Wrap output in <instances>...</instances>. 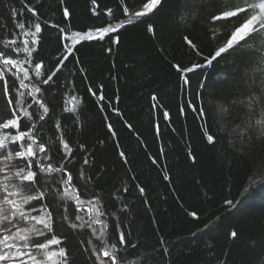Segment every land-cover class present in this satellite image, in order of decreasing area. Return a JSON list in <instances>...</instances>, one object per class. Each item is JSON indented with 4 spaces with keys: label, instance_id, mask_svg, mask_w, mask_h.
<instances>
[{
    "label": "trees",
    "instance_id": "trees-1",
    "mask_svg": "<svg viewBox=\"0 0 264 264\" xmlns=\"http://www.w3.org/2000/svg\"><path fill=\"white\" fill-rule=\"evenodd\" d=\"M119 2L97 0L98 17L92 14V0H63V4L61 0H0V47L19 34L11 18L12 8L22 12L16 19L30 18L24 8L27 4L49 23H58L66 31L70 23L72 31H83L103 25L108 8L113 10L114 20H126L120 14ZM202 4L203 0H166L157 16L122 29L119 44L106 38L77 45L79 61L71 57L64 61L53 82L42 86V98L50 112L43 121H37V128L42 142L48 143L58 139L55 125L60 123L65 139L76 149L75 161L66 165L73 172L74 183L83 156L89 157L91 167L83 166L86 175L93 178L89 187L106 201L120 196L114 206L105 208L115 213L105 217L110 230L119 217L121 227L131 229L130 238L143 242L140 257L147 253L149 264H264V180L260 179L264 175V143L254 142L251 148L237 151L240 141L229 133L233 121L245 110L237 103L231 106V118L226 120L219 114L221 103L239 102L246 98L249 88L261 86L255 66L259 57L250 58L252 67L243 78L237 69L246 61L239 56L207 65L204 58L224 41L227 28L221 22H210L212 9ZM64 6L72 13L70 22L62 16ZM148 24L156 28V36L147 32ZM185 36L197 45L196 50L190 49ZM262 44L264 41L253 42L257 48ZM109 47L111 52L106 51ZM60 51L62 45L55 30L46 28L34 56L52 68ZM173 64L202 67L187 73L189 82L184 84ZM101 85L103 101L99 100ZM69 93L82 101L75 122L72 114L63 111ZM28 100L31 102V97ZM201 103L203 119L198 115ZM4 106L5 98L0 94V114H6ZM33 109L36 105L29 111ZM40 114L39 110L35 112L36 117ZM205 129L216 136L214 145L204 138ZM78 144L85 146L83 152ZM189 149L197 157L195 164L188 157ZM119 151L125 153L126 164ZM50 154L53 162L61 158L54 144ZM165 176L170 179L165 180ZM251 179L257 183L249 186ZM124 187L127 193L119 191ZM139 187L145 189L143 195ZM91 195L87 192L82 198ZM226 200L233 205L228 206ZM125 205L126 211H121ZM193 211L197 218L188 214ZM76 214L75 206L69 203L70 220L74 221ZM78 214L88 219L85 212ZM233 228L240 234L236 241L229 237ZM58 232L67 237L65 244L74 264H90L89 254L83 249L91 245L82 243L91 238L89 230L78 232L65 224ZM153 248L157 250L154 255Z\"/></svg>",
    "mask_w": 264,
    "mask_h": 264
},
{
    "label": "snow or ice",
    "instance_id": "snow-or-ice-1",
    "mask_svg": "<svg viewBox=\"0 0 264 264\" xmlns=\"http://www.w3.org/2000/svg\"><path fill=\"white\" fill-rule=\"evenodd\" d=\"M165 3L166 0H120V14L126 17V20H114L113 10L108 8V19L103 25L83 31H72L70 23L67 31L58 23H49L42 18L41 13L27 4L24 8L31 14L27 20L16 19L22 15L21 10H10L11 18L15 21L14 28L19 30V34L7 39L3 47H0V94L5 98L6 111V114H0V264H74L65 244L67 237L58 232V228L65 224L78 232L89 230L91 238L82 243L91 245L90 248L83 249L89 254L90 264H149L151 258L147 253L140 257V250L144 248L143 242L130 238L131 229L126 231L122 228L119 217H116L110 230V225L105 219L106 216H115V213L105 211L106 205L114 206L120 196L106 201L102 195L89 187L93 178L86 175L83 167H91L87 155L82 158V165L78 167L74 183L73 172L66 165L75 161L76 149L65 139L60 123L55 125V129L59 131L58 139L48 143L42 142L37 121H43L50 112L48 104L42 98V86L53 82V78L64 66V61L70 57L79 61V56L76 55L79 51L77 45L84 42L99 43L106 38L111 43L119 44V33L122 29L157 16ZM92 4V14L99 17L101 13L97 11V0H92ZM202 6L212 9L210 22H221L222 26L227 28L224 41L217 44L204 58L207 65H212L218 59L227 60L229 57L239 56L246 61L244 67L237 69L243 78L246 71L252 67L248 62L250 58L259 57L255 66L259 69L258 77L262 78L261 86L249 88L246 98L239 102L233 100L219 105V114L226 120L231 118L233 104L239 103L245 110L243 116L233 121L234 127L229 133L240 141L241 147L236 150L243 151L246 147L251 148L254 142L264 143V44L259 48L253 45L254 41H264V0H203ZM71 15L69 8L64 6V20L70 22ZM229 25L230 27H227ZM48 27L55 30V36L62 45V51L59 52L52 68H47L42 58L36 59L34 56V53L38 54L37 46L40 45ZM147 32L152 36L157 35V30L152 24L147 25ZM215 35L213 29V38ZM184 41L190 49H197V45L188 36L184 37ZM106 51L111 52L112 48L109 47ZM172 67L183 83L187 84L189 81L186 74L202 65L182 67L180 64H173ZM102 88L103 85L100 86V101L105 99ZM89 91L96 96V92H92L91 88ZM28 97H31V102ZM81 104V99L70 93L63 101V111L73 115V122L79 116ZM32 105H36V109L29 111ZM37 110L42 113L38 117L35 116ZM100 111H104L102 105ZM193 111L196 112L197 108L193 107ZM198 115L204 118L202 103ZM164 116L167 117L168 113L165 112ZM108 128L115 136L111 124ZM203 135L208 144L214 145L217 142L216 136L210 134L207 129ZM229 143L236 147L232 140ZM53 144L61 154L57 162H53L54 158L50 154ZM77 148L81 152L85 150L83 144H78ZM119 156L126 164L125 153L119 151ZM188 157L194 164L197 162V157L191 149ZM152 162L156 163L155 159ZM164 179L170 178L165 176ZM260 179L264 180V175H261ZM256 183V179H251L249 186ZM77 184H80V187H77ZM119 191L127 193L128 189L124 187ZM138 191L141 195L145 193L143 187H139ZM87 192H92L91 197L82 198ZM69 203L75 206L77 213L74 221L67 215ZM225 203L228 206L233 205L231 200H226ZM126 209L125 205L121 211ZM80 212H85L88 219L79 215ZM188 214L197 218L195 211ZM229 237L233 241L238 240V229L230 230ZM160 243L163 245L162 239ZM156 251L155 248L152 249L153 255ZM163 251L166 253L167 248ZM133 252L136 256L131 255Z\"/></svg>",
    "mask_w": 264,
    "mask_h": 264
},
{
    "label": "water",
    "instance_id": "water-1",
    "mask_svg": "<svg viewBox=\"0 0 264 264\" xmlns=\"http://www.w3.org/2000/svg\"><path fill=\"white\" fill-rule=\"evenodd\" d=\"M35 79V78H34Z\"/></svg>",
    "mask_w": 264,
    "mask_h": 264
}]
</instances>
